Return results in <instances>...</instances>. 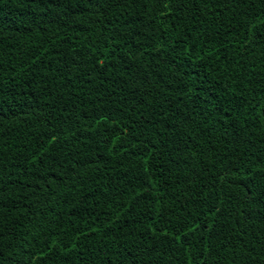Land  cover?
<instances>
[{"label": "trees", "instance_id": "trees-1", "mask_svg": "<svg viewBox=\"0 0 264 264\" xmlns=\"http://www.w3.org/2000/svg\"><path fill=\"white\" fill-rule=\"evenodd\" d=\"M0 264H264V0H0Z\"/></svg>", "mask_w": 264, "mask_h": 264}]
</instances>
